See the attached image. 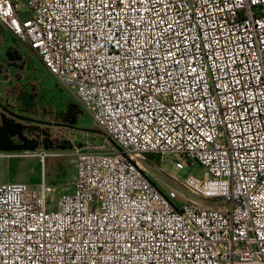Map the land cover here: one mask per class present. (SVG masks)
<instances>
[{"label": "built area", "instance_id": "2783aa9c", "mask_svg": "<svg viewBox=\"0 0 264 264\" xmlns=\"http://www.w3.org/2000/svg\"><path fill=\"white\" fill-rule=\"evenodd\" d=\"M0 27L115 144L58 199L0 183V264H264V0H0ZM148 154L205 172L163 192ZM30 155L57 153L0 150Z\"/></svg>", "mask_w": 264, "mask_h": 264}, {"label": "rangeland", "instance_id": "374dc122", "mask_svg": "<svg viewBox=\"0 0 264 264\" xmlns=\"http://www.w3.org/2000/svg\"><path fill=\"white\" fill-rule=\"evenodd\" d=\"M5 32L0 27V107L29 118L26 121L33 125L34 131L50 137L60 149H50L57 155L49 156L44 164L36 155L0 156V183L24 181L34 186H51L50 197L58 199L74 188L78 151H109L115 144L101 131L92 112L87 109L74 126H66L61 118L55 117V113L60 114L67 109L70 101L80 102L75 91L53 76L27 43ZM7 35L15 38L12 40L24 60L9 62L5 52L9 40ZM26 94L36 99L29 111H26L29 106L21 99ZM136 159L163 192L177 186L186 193L182 180L189 174L203 175L205 172L197 162L186 157L181 158L186 164L184 169H179L177 159L171 156L160 160L147 156H137Z\"/></svg>", "mask_w": 264, "mask_h": 264}, {"label": "trees", "instance_id": "16d2710c", "mask_svg": "<svg viewBox=\"0 0 264 264\" xmlns=\"http://www.w3.org/2000/svg\"><path fill=\"white\" fill-rule=\"evenodd\" d=\"M8 37V47L6 49V55L9 58V62H14L16 59L24 60L23 56L16 47L14 41L9 35ZM11 39V40H10ZM30 46V45H29ZM15 63V62H14ZM12 63V64H14ZM43 63V62H42ZM44 64V63H43ZM45 66V65H44ZM24 104L29 106L31 109L36 103L35 96L26 94V96L21 98ZM1 106V103H0ZM5 108V109H4ZM0 107V150L6 152H24V151H36L41 148L46 149H60L50 137H43L39 133L34 131L33 125L27 123L26 120L29 118L24 115L17 114L12 110L4 107ZM84 106L79 102L75 103L70 101L66 110L62 111L60 114L55 113L56 118H61L66 126H74L77 123L78 118L84 114ZM53 115V113L51 112ZM102 132H104L101 129ZM105 134V132H104ZM114 143V142H113ZM147 157L159 160V157L155 154H148Z\"/></svg>", "mask_w": 264, "mask_h": 264}, {"label": "crops", "instance_id": "0c3cea01", "mask_svg": "<svg viewBox=\"0 0 264 264\" xmlns=\"http://www.w3.org/2000/svg\"><path fill=\"white\" fill-rule=\"evenodd\" d=\"M4 28V31H6L7 33H11L7 28H5V27H3ZM5 32V33H6ZM12 35H13V33H11ZM16 37V36H15ZM17 38V37H16ZM26 111H29V108L28 109H26Z\"/></svg>", "mask_w": 264, "mask_h": 264}]
</instances>
